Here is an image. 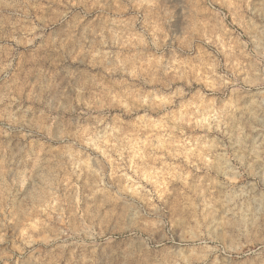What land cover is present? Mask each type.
<instances>
[{
    "label": "rangeland",
    "instance_id": "rangeland-1",
    "mask_svg": "<svg viewBox=\"0 0 264 264\" xmlns=\"http://www.w3.org/2000/svg\"><path fill=\"white\" fill-rule=\"evenodd\" d=\"M129 225L264 264V0H0V264Z\"/></svg>",
    "mask_w": 264,
    "mask_h": 264
},
{
    "label": "bare ground",
    "instance_id": "bare-ground-1",
    "mask_svg": "<svg viewBox=\"0 0 264 264\" xmlns=\"http://www.w3.org/2000/svg\"><path fill=\"white\" fill-rule=\"evenodd\" d=\"M159 231L149 232L145 228L134 225L123 227L119 231L117 229L116 233H110L111 239L115 238V235L125 239L119 240L116 237L115 240H111L108 243L109 254L111 257L118 255L121 259L117 260V263L120 264L211 263L210 254L212 253L204 239L181 237L176 233L168 236ZM211 264H216L215 260Z\"/></svg>",
    "mask_w": 264,
    "mask_h": 264
}]
</instances>
